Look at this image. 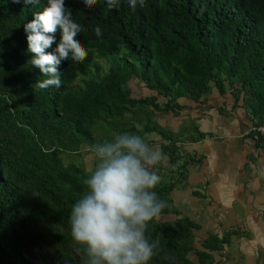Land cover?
<instances>
[{
	"label": "trees",
	"instance_id": "16d2710c",
	"mask_svg": "<svg viewBox=\"0 0 264 264\" xmlns=\"http://www.w3.org/2000/svg\"><path fill=\"white\" fill-rule=\"evenodd\" d=\"M65 4L84 29L78 40L87 57L61 64V87L39 89L46 77L29 63L23 25L46 0H0V264H83L69 216L94 166L63 155L80 158L83 144L106 141V123L114 135L157 133L167 156L154 169L168 175L154 189L167 207L146 231L159 241L149 264H214L212 252L232 232L209 234L196 248L198 224L180 215L171 196L196 160L178 144L206 133L194 126L186 140L176 139L156 117L169 109L176 114L177 98L202 103L215 90L228 92L233 108L250 114L251 126L264 125V0H145L135 10L126 0L111 10L106 0L91 9L82 0ZM139 86L155 93L139 96ZM140 114H148L146 123Z\"/></svg>",
	"mask_w": 264,
	"mask_h": 264
},
{
	"label": "clouds",
	"instance_id": "9594fccd",
	"mask_svg": "<svg viewBox=\"0 0 264 264\" xmlns=\"http://www.w3.org/2000/svg\"><path fill=\"white\" fill-rule=\"evenodd\" d=\"M82 2L91 9L98 0ZM126 2L133 10L145 4V0ZM121 3L122 0H106L109 10ZM23 27L27 51L32 54L29 63L46 77L36 87H61V64L69 60L82 62L87 57L78 40L83 27L73 20L65 0H46V6ZM93 31L97 37L102 35L98 25ZM53 44L54 50L46 52ZM89 151L95 164L83 181L87 191L74 202L69 216L70 234L83 251V264H149L159 241L151 240L146 231L149 222L159 220L167 207L154 190L161 182L154 169L166 162L167 156L141 135L130 132L115 134Z\"/></svg>",
	"mask_w": 264,
	"mask_h": 264
},
{
	"label": "crops",
	"instance_id": "0c3cea01",
	"mask_svg": "<svg viewBox=\"0 0 264 264\" xmlns=\"http://www.w3.org/2000/svg\"><path fill=\"white\" fill-rule=\"evenodd\" d=\"M139 88L142 96L155 93ZM177 103L181 107L174 108L176 114L171 109L157 114L158 123L176 133L189 124L188 132L179 135L186 138L194 126L206 133L205 138L184 144L196 160L188 165L186 182L171 190L180 215L198 224L195 247L202 248L209 234L222 237L232 232L222 248L212 252L214 264H264V139L251 136L250 114L233 108L228 92L214 90L202 103L185 98H177ZM144 137L150 146L159 144L155 132Z\"/></svg>",
	"mask_w": 264,
	"mask_h": 264
},
{
	"label": "rangeland",
	"instance_id": "374dc122",
	"mask_svg": "<svg viewBox=\"0 0 264 264\" xmlns=\"http://www.w3.org/2000/svg\"><path fill=\"white\" fill-rule=\"evenodd\" d=\"M100 61V60H99ZM78 82H80V78L79 79H77V81H76V83H78ZM138 90H139V88H138ZM137 91V90H136ZM135 91V93H137ZM138 95L140 96H142L143 94H142V91H140L139 93H138ZM147 115L148 114H140V116H139V118L141 119V121H143L142 123H146L147 121H148V119H147ZM151 119V118H150ZM136 123V128H139L138 126H137V124H139V125H141V123H137V122H135ZM188 130H189V125H186L185 127H184V129L183 130H181L179 133H177V135H175V138L176 139H179V138H181V139H183V140H186V137H184V136H179L180 134H186L187 132H188ZM104 132H103V134H104V136H106L107 138H106V140H111V136L110 135H114V130L112 129V126L110 125V124H105V126H104V130H103ZM131 133V132H130ZM95 135L97 136V137H99V135H100V132L97 130V131H95ZM145 135H142V137H144ZM145 138V137H144ZM160 143V142H159ZM83 145H85V144H83ZM82 145V146H83ZM180 147H182V148H185L184 147V144L182 143V144H178ZM80 147L81 148V150H80V158L79 157H77L76 156V154H68V155H63V157H64V159L65 158H70V160L72 159V158H74V161H75V159H77V161H79L81 158H84V161L86 162L85 164H86V167L88 168V169H90L92 166H94V164H95V161L92 159V157H91V154H90V151H89V148H90V146H88V145H85L84 147ZM152 147H154V148H159V144H157V145H153ZM187 151V150H186ZM73 252H75V251H73ZM48 254V256L50 255V253H47Z\"/></svg>",
	"mask_w": 264,
	"mask_h": 264
},
{
	"label": "built area",
	"instance_id": "2783aa9c",
	"mask_svg": "<svg viewBox=\"0 0 264 264\" xmlns=\"http://www.w3.org/2000/svg\"><path fill=\"white\" fill-rule=\"evenodd\" d=\"M249 131L255 140H259L261 137H264V125H252L249 128Z\"/></svg>",
	"mask_w": 264,
	"mask_h": 264
}]
</instances>
